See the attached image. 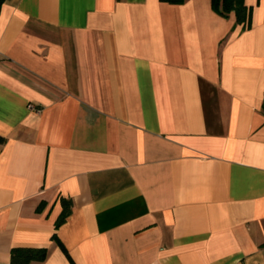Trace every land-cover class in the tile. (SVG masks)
<instances>
[{
  "label": "crops",
  "instance_id": "0c3cea01",
  "mask_svg": "<svg viewBox=\"0 0 264 264\" xmlns=\"http://www.w3.org/2000/svg\"><path fill=\"white\" fill-rule=\"evenodd\" d=\"M245 2L247 28L211 0H3L0 264H264V0Z\"/></svg>",
  "mask_w": 264,
  "mask_h": 264
},
{
  "label": "trees",
  "instance_id": "16d2710c",
  "mask_svg": "<svg viewBox=\"0 0 264 264\" xmlns=\"http://www.w3.org/2000/svg\"><path fill=\"white\" fill-rule=\"evenodd\" d=\"M172 4H180L186 0H162ZM3 0H0V6ZM211 6L214 11L223 16H228L231 12L235 14L237 24L243 27L251 25L252 8L247 5L245 0H211ZM2 140V137H0ZM62 210L56 221V226L62 224L71 212L72 200L70 198H61ZM53 237L61 245L56 234ZM264 245V244H262ZM47 256L46 247L17 246L11 249L10 264H30L32 261H43Z\"/></svg>",
  "mask_w": 264,
  "mask_h": 264
},
{
  "label": "built area",
  "instance_id": "2783aa9c",
  "mask_svg": "<svg viewBox=\"0 0 264 264\" xmlns=\"http://www.w3.org/2000/svg\"><path fill=\"white\" fill-rule=\"evenodd\" d=\"M29 106H30V107H32V105H31V104H30Z\"/></svg>",
  "mask_w": 264,
  "mask_h": 264
}]
</instances>
